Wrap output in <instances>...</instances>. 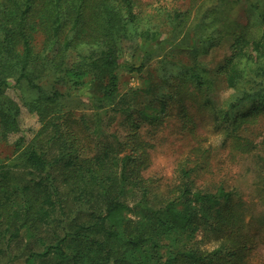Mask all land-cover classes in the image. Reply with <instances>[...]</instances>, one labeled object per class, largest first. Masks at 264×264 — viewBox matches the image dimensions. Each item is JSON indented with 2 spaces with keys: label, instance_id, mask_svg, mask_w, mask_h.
Instances as JSON below:
<instances>
[{
  "label": "rangeland",
  "instance_id": "374dc122",
  "mask_svg": "<svg viewBox=\"0 0 264 264\" xmlns=\"http://www.w3.org/2000/svg\"><path fill=\"white\" fill-rule=\"evenodd\" d=\"M135 1L139 19L128 26L127 36L120 37V62H134L142 44L155 48L152 36H137L141 29L158 32L160 46L141 70L118 69V89L111 100H101L100 86L104 81H91L86 73L84 76L70 73L74 69L72 64L86 62L90 52L98 51L97 44L58 49L53 43L43 47L45 36L40 32L34 35L31 76L41 88L29 87L23 79L16 80V74L9 77L2 89L0 165L5 164L13 176L23 172L26 146L36 145L32 141L36 134L46 138L52 126L48 124L46 131L42 126L51 116L62 119L70 115L78 121L74 126L81 132L87 155L108 148L109 156L120 157L130 136L136 135L148 144L150 164L141 173L148 179L149 193L140 201L137 184L125 183L120 195L125 205L120 211L123 221L116 217L107 225L118 222L121 228L125 220L149 225L152 216H157L156 208L168 200L180 210L192 211L191 206H200L202 212L198 214L208 215L219 204L206 198L195 200L198 195L215 194L223 188L238 201L245 221H250L248 233L252 236V248L241 264H264V220H261L264 214V107L260 105L264 103V74L255 63L242 60L241 76L232 88L217 72L231 57L241 26L247 23L252 33L264 29V0ZM176 12L180 14L178 21L173 18ZM261 66L264 68V63ZM193 72L204 76L199 94L190 76ZM51 87L64 95L49 103ZM167 91L189 95L181 98L188 113L197 120L193 133L175 106L171 107V115L159 123L150 122L144 115L159 108V101ZM244 91L247 96L237 100ZM118 101L122 104L117 106L123 107L119 111L114 110ZM256 106L261 110L236 128L249 142V151L238 152L229 144L223 145L220 127L227 126L235 117L252 113ZM202 107L205 111L199 115ZM2 116L10 122L15 120L12 128L4 124ZM1 220L0 217V264H70L69 259H59L53 254L29 258L30 252L43 251L41 242L26 235L10 239ZM88 233L95 239L103 236L96 230ZM153 238L162 258L173 250L211 249L214 244L213 237L204 239L202 230L192 226L159 227ZM113 243L120 246L118 238ZM97 264L114 263L99 260Z\"/></svg>",
  "mask_w": 264,
  "mask_h": 264
},
{
  "label": "trees",
  "instance_id": "16d2710c",
  "mask_svg": "<svg viewBox=\"0 0 264 264\" xmlns=\"http://www.w3.org/2000/svg\"><path fill=\"white\" fill-rule=\"evenodd\" d=\"M136 8L135 0H0V94L9 77L16 74V80L23 79L29 87L41 88L31 76V64L35 59L32 42L34 35L40 32L45 36L43 47L53 43L58 49L97 44L98 51L90 52L86 56L88 60L84 58L86 62L72 64L74 69L70 73L80 76L86 73L91 81H104L100 86L101 100L113 99L118 89V69L141 70L160 46L158 32L141 29L137 36H152L155 48L144 42L134 62H120L118 42L120 37L127 36L128 26L139 19ZM173 18L178 21L179 12L174 13ZM253 33L247 23L241 26L231 57L217 70L229 87L237 86L242 60L255 63L264 74L261 66L264 63V29ZM190 76L199 94L204 76L194 72ZM262 83L264 90V79ZM50 90L49 103L64 95L52 87ZM247 94L244 91L237 100ZM188 96L167 91L159 101V108L144 115L150 122L159 123L171 115V107L175 106L193 133L197 120L188 113L183 100ZM119 104L122 102L118 101L114 110L123 109L117 106ZM49 105L46 108L49 109ZM260 105L264 107V103ZM260 110L256 106L252 113L235 117L227 126L220 127L223 145L229 144L238 152L249 151V142L236 128ZM199 111V115H203L205 110L202 107ZM2 121L12 128L15 120L10 122L2 116ZM75 123L78 121L70 115L62 119L51 116L42 126L45 131L48 124L52 126L46 138L36 134L32 139L36 145L26 146L25 170L19 175H11L5 164L0 165V217L4 232L10 233V239L26 235L44 247L41 252H30L29 258L53 254L59 259H69L70 264H84V260L86 264H97L99 260L114 264H241L245 260L252 248V236L248 233L250 221H245L238 201L223 188L215 194L198 195L195 200L206 198L219 204L208 215L198 214L202 212L200 206H191L192 211L180 210L172 201L164 199L168 201L156 208L157 216H152L149 225L126 220L121 228L118 222L107 225L116 217L123 221L120 211L125 205L120 195L125 183L137 184L140 201L149 193L148 179L141 173L150 164L148 144L135 135L125 143V153L120 157L109 156L108 148L87 155ZM12 181L14 184L10 185ZM189 226L200 228L204 239L213 237L211 249L173 250L162 258L153 238L159 227L186 229ZM90 230L101 232L102 238H93L88 233ZM115 238L120 240V246L114 245Z\"/></svg>",
  "mask_w": 264,
  "mask_h": 264
}]
</instances>
